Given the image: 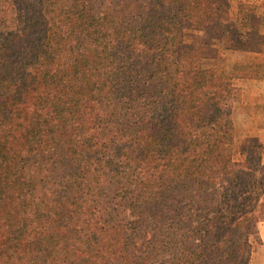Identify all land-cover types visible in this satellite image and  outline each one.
I'll use <instances>...</instances> for the list:
<instances>
[{
    "label": "trees",
    "instance_id": "obj_1",
    "mask_svg": "<svg viewBox=\"0 0 264 264\" xmlns=\"http://www.w3.org/2000/svg\"><path fill=\"white\" fill-rule=\"evenodd\" d=\"M263 22L254 0H0V264H247L264 165L227 154L232 90L183 32L256 51Z\"/></svg>",
    "mask_w": 264,
    "mask_h": 264
},
{
    "label": "rangeland",
    "instance_id": "obj_2",
    "mask_svg": "<svg viewBox=\"0 0 264 264\" xmlns=\"http://www.w3.org/2000/svg\"><path fill=\"white\" fill-rule=\"evenodd\" d=\"M254 1L264 15V0ZM260 34L264 36V24ZM183 39L203 48L202 66L232 90L233 132L225 139L227 154L234 160H243L249 150H254L253 157L260 156L264 165V41L260 50L243 51L224 48L208 32L188 29ZM249 242L247 264H264V221L257 223ZM137 243L143 246L141 240Z\"/></svg>",
    "mask_w": 264,
    "mask_h": 264
}]
</instances>
